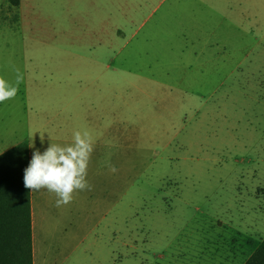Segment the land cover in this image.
I'll use <instances>...</instances> for the list:
<instances>
[{"label":"rangeland","instance_id":"rangeland-1","mask_svg":"<svg viewBox=\"0 0 264 264\" xmlns=\"http://www.w3.org/2000/svg\"><path fill=\"white\" fill-rule=\"evenodd\" d=\"M17 69L0 154L95 141L91 191H32L34 264H202L264 237V0H0Z\"/></svg>","mask_w":264,"mask_h":264},{"label":"clouds","instance_id":"clouds-1","mask_svg":"<svg viewBox=\"0 0 264 264\" xmlns=\"http://www.w3.org/2000/svg\"><path fill=\"white\" fill-rule=\"evenodd\" d=\"M23 79L19 69L14 82L0 76V103L16 97ZM43 141L41 134V143ZM94 148L95 141L85 129L76 130L71 143L51 142L43 152L36 149L24 170V187L31 191L47 189L55 193L57 208L71 203L75 192L92 190L86 177ZM107 166L110 172H117L114 165L109 163Z\"/></svg>","mask_w":264,"mask_h":264},{"label":"trees","instance_id":"trees-1","mask_svg":"<svg viewBox=\"0 0 264 264\" xmlns=\"http://www.w3.org/2000/svg\"><path fill=\"white\" fill-rule=\"evenodd\" d=\"M29 162L27 140L0 154V264H33ZM244 264H264V238Z\"/></svg>","mask_w":264,"mask_h":264},{"label":"crops","instance_id":"crops-1","mask_svg":"<svg viewBox=\"0 0 264 264\" xmlns=\"http://www.w3.org/2000/svg\"><path fill=\"white\" fill-rule=\"evenodd\" d=\"M29 144V154L30 160L32 156V145L28 141ZM37 145V144H36ZM39 199L41 196V189L38 190ZM30 206H31V222H32V261L34 264V244H33V229H34V221H33V200H32V191L30 190ZM38 212H39V201L36 204ZM39 222L37 224V234L40 225V217L38 214ZM221 223V222H220ZM250 225V224H249ZM255 226V225H254ZM40 230V229H39ZM40 233V231H39ZM40 237V235L38 234ZM253 234L246 233L244 239L241 242L237 243V239L234 237H219L216 239L215 243V252L214 254H210L208 258L203 260L202 264H244L250 255L254 252L256 247L259 245L260 241L264 238L252 237ZM217 244V245H216ZM247 246V247H246ZM191 264H200V262Z\"/></svg>","mask_w":264,"mask_h":264}]
</instances>
